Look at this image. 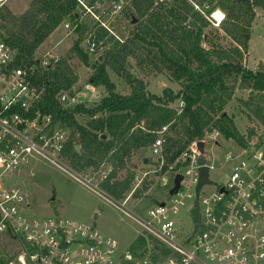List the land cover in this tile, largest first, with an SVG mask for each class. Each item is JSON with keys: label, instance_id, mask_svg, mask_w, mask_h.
<instances>
[{"label": "trees", "instance_id": "trees-1", "mask_svg": "<svg viewBox=\"0 0 264 264\" xmlns=\"http://www.w3.org/2000/svg\"><path fill=\"white\" fill-rule=\"evenodd\" d=\"M258 6L264 7V0L215 2L214 8L226 13L223 18V12L216 11L214 17L223 19L220 29L233 41L228 47L210 39L207 28L212 20L194 10L187 0H131L124 13L133 27L122 40L99 29L107 47L93 62L83 44L90 25L85 21L74 29L76 37L68 55L51 58L49 64L42 65L37 54L61 23L78 17L77 0H32L21 13L7 4L0 6V39L12 48L13 64L26 67L32 84L40 91L34 110L50 114L55 122L69 128L63 154L70 166L78 172H98L103 189L122 199L136 176L127 167L128 161L135 151L150 147L163 125L168 124L163 150L165 167H179L178 156L194 140L202 138L207 127H217L238 145L253 136V128L248 135L242 134L226 111L237 87L250 89L243 100L248 116L264 124V64L255 69L244 64ZM208 40L209 47L204 45ZM71 55L92 65L89 83L105 89L90 105L79 101L66 106L60 100L62 91L74 94L79 80ZM130 57L142 70L166 72L179 88L167 86L160 93L151 92L145 78L129 68ZM111 72L128 86L126 92L118 89ZM180 99L184 101L181 109L177 108ZM108 165L111 169L102 177ZM125 168L126 175L118 177L119 170ZM149 184L144 179L135 194L142 195ZM145 242L144 237L136 238L133 253L137 255ZM0 261L4 264L3 258Z\"/></svg>", "mask_w": 264, "mask_h": 264}, {"label": "built area", "instance_id": "built-area-1", "mask_svg": "<svg viewBox=\"0 0 264 264\" xmlns=\"http://www.w3.org/2000/svg\"><path fill=\"white\" fill-rule=\"evenodd\" d=\"M8 1L0 0V6ZM130 1L77 0L78 17L65 24L74 31L81 22H90L83 44L100 56L107 45L98 30L106 29L122 40L114 23ZM187 1L194 10L220 24L214 17L220 11L219 7L214 8V0ZM12 59V48L0 39V259L11 246L17 247L4 264H264V137L247 138L244 144H237L236 150L228 149L223 157L231 168L225 180L218 182L210 177L214 164L205 155L206 143H216L222 135L213 126L205 128L203 137L182 151L176 160L179 167H165L163 150L168 124L158 130L150 145L155 156L152 169L138 180L153 173L163 186L171 180L169 191L145 215L122 207L144 229L138 237H144L146 242L137 255L131 248L120 251L118 240L94 223L32 215L28 211L31 194L14 177H21L24 168L39 158L70 168L63 154L69 128L55 122L50 114L34 110L40 91L32 84L29 70L15 66ZM50 61L42 60V65ZM59 96L66 106L76 102V96L69 91H62ZM183 106L180 99L177 108ZM200 140L205 142L203 152L198 145ZM203 166L208 167L211 181L197 192ZM107 173L103 171L102 177ZM178 173L182 174L180 185L171 193ZM76 177L86 184L92 180L78 174ZM195 208L199 210L198 225ZM185 214L190 223L184 221Z\"/></svg>", "mask_w": 264, "mask_h": 264}, {"label": "rangeland", "instance_id": "rangeland-1", "mask_svg": "<svg viewBox=\"0 0 264 264\" xmlns=\"http://www.w3.org/2000/svg\"><path fill=\"white\" fill-rule=\"evenodd\" d=\"M31 1L9 0L7 5L14 12L21 13L30 6ZM214 1L217 3L218 0ZM219 9L225 17L226 13L221 8ZM213 20L214 22L211 21V26L207 28L210 39L218 46H230L233 41L220 29L221 23L217 24L214 18ZM114 26L115 32L123 39L133 27V22L123 13L116 18ZM75 37L74 31H71L63 22L49 35L37 54L41 60H50L52 57L68 55ZM204 45L209 47V40L204 41ZM89 53L91 62L97 59L98 54ZM70 62L79 75V80L74 86L76 102L83 101L90 105L105 93V89L89 83V77L93 71L92 65L83 64L74 55H71ZM244 64L252 69L264 64V7H256V16L251 26L249 47L244 53ZM128 66L132 71L145 78L151 92L160 93L167 86L174 89L179 88V84L172 80L166 72L156 73L148 68L145 70L138 68L133 57L129 58ZM111 74L118 82V89L121 92H126L128 86L116 73L111 72ZM249 92L250 89L248 88L237 87L234 97L226 106V111L234 117L236 125L242 134L248 135L253 128L255 133L252 138L258 136L262 138L264 137V124L257 118L248 116V109L243 102L244 99L248 98ZM230 148L236 150L237 144L223 135L218 137L216 143H206L205 155L214 164L210 171V177L218 182L225 180L226 172L231 168V163H227L223 157L224 153ZM145 159H147L146 163L144 162ZM154 159L155 156L152 155L150 147L142 148L133 153L127 163V167L129 170H134L136 176L130 190L122 199L110 195L103 189L99 184L101 175L98 172L92 169L78 172L70 166L68 160L67 165L70 168H62L42 158L33 160L24 168L23 175L21 177L15 176L14 180H19L22 184H25L26 189L30 192L32 206L28 211L32 215L38 217L62 216L94 223L102 232L116 238L120 251L125 252L130 250L131 244L144 229L122 207L131 210L135 214L145 215L150 207L166 197L172 183L170 180L167 186H163L158 176L156 177L153 173H149L145 178L150 182L148 190L140 196L135 194V191L142 185V179L139 181L138 178L143 176L146 171L152 169V160ZM110 169L111 167L108 165L104 167L103 171L109 172ZM126 173V168L121 169L118 177L122 178ZM77 174L87 176V178L89 177L92 180L86 184L76 177ZM137 183L139 184L138 186ZM107 197L111 198L115 203ZM125 199L127 200L125 201ZM184 221L190 223L187 214H185ZM3 245L5 246V243ZM16 248L15 245L11 246L9 253L2 255V258L6 260ZM0 264H2V261H0Z\"/></svg>", "mask_w": 264, "mask_h": 264}, {"label": "water", "instance_id": "water-1", "mask_svg": "<svg viewBox=\"0 0 264 264\" xmlns=\"http://www.w3.org/2000/svg\"><path fill=\"white\" fill-rule=\"evenodd\" d=\"M106 134L103 135V137H105ZM210 140V139H208ZM198 145H199V148L200 150L203 152L204 151V146H205V142L203 140H200L198 142ZM77 148L78 150H80L81 146L78 144L77 145ZM200 162H203V158L200 157ZM181 170H185V166L181 168ZM200 181L197 185V192H199L201 186L206 183V182H210L211 180H209V170H208V167L207 166H203L201 167L200 169ZM182 178V174L181 173H178L176 175V178H175V187H173L170 192L173 193L175 191V189H177L180 185V180ZM163 203V202H162ZM193 213H194V219H195V222H196V225H198L199 223V210L197 208L193 209Z\"/></svg>", "mask_w": 264, "mask_h": 264}, {"label": "crops", "instance_id": "crops-1", "mask_svg": "<svg viewBox=\"0 0 264 264\" xmlns=\"http://www.w3.org/2000/svg\"><path fill=\"white\" fill-rule=\"evenodd\" d=\"M25 10H26V9H25ZM144 162L146 163V162H147V159H145Z\"/></svg>", "mask_w": 264, "mask_h": 264}, {"label": "bare ground", "instance_id": "bare-ground-1", "mask_svg": "<svg viewBox=\"0 0 264 264\" xmlns=\"http://www.w3.org/2000/svg\"><path fill=\"white\" fill-rule=\"evenodd\" d=\"M223 17H224V14H223ZM222 21V20H221Z\"/></svg>", "mask_w": 264, "mask_h": 264}]
</instances>
